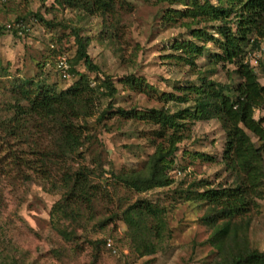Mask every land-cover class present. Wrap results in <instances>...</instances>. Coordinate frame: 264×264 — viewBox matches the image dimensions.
<instances>
[{
    "label": "rangeland",
    "instance_id": "1",
    "mask_svg": "<svg viewBox=\"0 0 264 264\" xmlns=\"http://www.w3.org/2000/svg\"><path fill=\"white\" fill-rule=\"evenodd\" d=\"M124 1L113 16H90L55 0H0V122L12 117L10 91L21 81L32 79L57 92L77 79L75 72L61 78L57 53L91 85L110 78L117 90L112 98L94 99L92 116L79 121L81 145L64 162L29 167L28 150L0 127V264H219L264 253V180L243 187L246 210L227 222L216 217L217 206L199 197L208 190L234 188L244 179L223 158L226 133L218 118L192 115L200 97L194 87L224 86V93L235 98L238 66L214 57L221 48L213 40L220 39L217 27L233 14L224 22L191 15V0ZM72 28L85 39L97 71H88L82 61L74 63ZM183 43L203 49L189 54ZM249 47L246 43L245 50ZM243 62L264 86V39L246 52ZM128 76L140 86L130 87ZM118 109L183 116L177 119L178 130L166 128L157 135L158 124L125 118ZM262 115L254 111L255 119ZM171 136L178 140L170 142ZM50 142L47 135L45 143ZM155 154L166 159L168 183L137 192L117 180L143 173ZM75 170L87 174V198L64 211L61 180ZM137 201L158 211L142 218L140 233L133 230L137 216L128 211Z\"/></svg>",
    "mask_w": 264,
    "mask_h": 264
},
{
    "label": "trees",
    "instance_id": "2",
    "mask_svg": "<svg viewBox=\"0 0 264 264\" xmlns=\"http://www.w3.org/2000/svg\"><path fill=\"white\" fill-rule=\"evenodd\" d=\"M55 1L65 8L90 16L107 14L113 16L116 5L125 2L124 0ZM191 4V15L201 14L211 20L221 19L227 22L228 16L233 14L231 21L217 27V33L221 35L220 39L213 40H216L221 48V53L214 57L238 66L236 73L240 82L234 88L235 98L224 93L227 88L224 86L209 85L205 90L194 87L195 93L200 97L196 99V107L192 113L196 118H203L207 114L218 118L226 133L223 158L227 166L238 168L239 172L244 174V179L234 188L208 190L199 195L200 198L217 206L216 217L225 218L223 220L227 222L246 210L247 191L244 188L249 184L259 186L264 180V86L258 83L257 76L249 64L243 62L246 52L258 48L259 41L264 39V0H218L217 5L208 1L199 5L195 0H191ZM46 24L52 25L50 22ZM72 33L77 45L74 63L82 61L88 71H97V67L92 64L85 51V39L79 35L78 29L72 28ZM195 34L200 36L202 32ZM250 37L253 38L251 41ZM246 43H250L248 50H245ZM181 46L185 47L189 54L195 51L200 53L203 49V46L195 43H183ZM68 72L72 74L75 72L77 79L57 92L32 79L21 81L10 91L14 102L10 103L8 110L13 114L8 121H1L0 127L3 132L17 139L28 150L31 156L29 167L33 165L43 167L46 163L64 162V159L71 156L81 145L84 131L79 121L92 116L94 99L97 96L112 98L116 94L117 90L110 82V78L103 79L101 84L91 85L90 79L85 74L76 72L72 67ZM125 82L130 87L135 84L140 86V81L132 76L126 77ZM100 87L103 91H100ZM255 110L263 112L258 119L254 118ZM116 112L125 118L137 117L158 124L161 130L156 133L157 135L166 128L178 130L180 124L177 123V119L183 116V112L169 114L156 109L144 113L135 110L126 112L122 109ZM103 116L104 113L99 119ZM247 132L258 140L259 145L251 140ZM47 135H51L52 142L45 143ZM170 138H173L170 142L178 140V137ZM166 166V159L155 154L146 163L143 173L120 175L117 180L137 192L154 186H163L168 183L164 174ZM61 181L65 190L62 199L64 211L72 207L73 202L87 198L88 181L84 170L66 172ZM69 211L74 213L72 209ZM128 211L137 216L133 230L136 229L139 233L141 232L139 222L143 221L142 218L153 217L158 213L157 209L143 201H137L128 208ZM222 232H225V229ZM219 264H264V253L250 252L237 259H224Z\"/></svg>",
    "mask_w": 264,
    "mask_h": 264
},
{
    "label": "built area",
    "instance_id": "3",
    "mask_svg": "<svg viewBox=\"0 0 264 264\" xmlns=\"http://www.w3.org/2000/svg\"><path fill=\"white\" fill-rule=\"evenodd\" d=\"M56 70L60 74L61 78L66 79L70 77V74L68 72L69 63L67 57L64 56V54H56Z\"/></svg>",
    "mask_w": 264,
    "mask_h": 264
},
{
    "label": "clouds",
    "instance_id": "4",
    "mask_svg": "<svg viewBox=\"0 0 264 264\" xmlns=\"http://www.w3.org/2000/svg\"><path fill=\"white\" fill-rule=\"evenodd\" d=\"M69 68H70V66H69ZM70 74V73H69Z\"/></svg>",
    "mask_w": 264,
    "mask_h": 264
}]
</instances>
